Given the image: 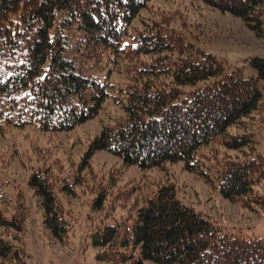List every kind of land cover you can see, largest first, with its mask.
<instances>
[{"label": "trees", "instance_id": "trees-1", "mask_svg": "<svg viewBox=\"0 0 264 264\" xmlns=\"http://www.w3.org/2000/svg\"><path fill=\"white\" fill-rule=\"evenodd\" d=\"M150 1L0 0V127L67 133L112 100L123 116L103 126L80 171L101 151L141 170L182 163L223 198L255 202V189L264 183V157L257 154L253 133L262 126L254 115L264 99V59L248 62L258 76L246 79L241 69L228 72L223 61L172 31L159 28L125 42L128 24ZM201 1L240 18L264 38V0ZM96 50L158 59L135 68L125 62L132 75L115 95L107 77L85 72L87 52ZM220 149L242 151L244 157H225ZM28 186L42 207L44 228L64 244L71 227L48 172L35 171ZM64 191L73 194L69 186ZM0 199V229L9 232L0 233V264H27L21 241L26 210L22 201L11 207L4 194ZM103 205V195L96 197L94 209ZM127 224H105L89 234L99 262L264 264L263 239L224 231L182 201L173 185L159 186Z\"/></svg>", "mask_w": 264, "mask_h": 264}, {"label": "rangeland", "instance_id": "rangeland-1", "mask_svg": "<svg viewBox=\"0 0 264 264\" xmlns=\"http://www.w3.org/2000/svg\"><path fill=\"white\" fill-rule=\"evenodd\" d=\"M159 28L183 35L196 48L223 61L228 72L239 68L246 79L258 76L248 62L264 59V38H258L240 18L201 0H152L128 24L124 41L133 43L139 37L152 36ZM87 53L85 72L94 78L107 77L115 95L126 89L132 75L125 72V62L135 68L158 59L156 54L139 57L126 52L123 57L102 50ZM122 116L121 106L111 100L97 117L67 133H45L31 125L0 127V196L4 194L11 207L22 201L28 215L21 238L27 264H109L98 261V249L91 245L89 234L105 224L131 225L138 209L165 184L173 185L182 201L224 231L264 240V183L255 189L256 201L244 204L223 198L217 189L185 170L182 163L141 170L125 166L118 157L101 151L93 156L88 168L80 171L90 143L103 126L114 124ZM254 117L256 124L262 119L261 128L255 127L253 133L259 142L257 154L264 157V99ZM220 151L225 157H244L242 151ZM37 170L48 172L61 212L70 223V236L64 244L44 228L42 207L28 186L30 176ZM67 186L73 194L64 191ZM100 195L104 205L95 210L94 203ZM4 232L9 234L0 229V233Z\"/></svg>", "mask_w": 264, "mask_h": 264}]
</instances>
